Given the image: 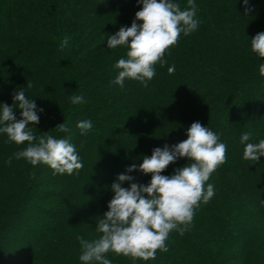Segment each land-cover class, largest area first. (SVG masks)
<instances>
[{
  "label": "trees",
  "instance_id": "obj_1",
  "mask_svg": "<svg viewBox=\"0 0 264 264\" xmlns=\"http://www.w3.org/2000/svg\"><path fill=\"white\" fill-rule=\"evenodd\" d=\"M173 2L188 8V0ZM194 3L198 28L181 33L148 86L126 78L120 87L110 82L128 49H109L107 40L131 26L142 8L137 0H0V115L7 104L21 118L13 97L23 90L43 109L39 123L28 127L36 136L70 138L83 164L71 175L54 174L48 165L15 159L28 142L17 145L0 133V264H84L77 237L102 235L97 223L109 210L118 175L147 185L151 174L127 168L138 169L154 148L186 140L193 122L227 146L226 162L205 184L214 185V196L200 202L183 235L169 233L168 251L158 250L154 260L111 251L105 258L112 264H264V156L243 159L240 142L249 131L248 143L264 139V58L251 49V39L264 32V0ZM65 36L69 46L60 51ZM73 95L85 102L72 104ZM81 120L92 122L84 135ZM64 122L68 132L56 127ZM192 162L178 158L161 174Z\"/></svg>",
  "mask_w": 264,
  "mask_h": 264
},
{
  "label": "clouds",
  "instance_id": "obj_2",
  "mask_svg": "<svg viewBox=\"0 0 264 264\" xmlns=\"http://www.w3.org/2000/svg\"><path fill=\"white\" fill-rule=\"evenodd\" d=\"M142 4L136 12L130 27H121L107 40V47L115 49L127 46V58L119 59L114 67L119 71L114 83L124 86L125 79L140 81L145 87L156 72L155 65L166 63L164 55L180 39L181 33L189 35L198 28L197 6L194 0H188V8L181 10L173 0H137ZM247 6L249 0H243ZM249 8H245L247 15ZM142 21L137 24L136 21ZM69 46V37L60 42L59 50ZM251 49L264 58V32L257 33L251 39ZM174 73V67L168 69ZM259 73L264 77V63L259 65ZM27 87H33L28 82ZM14 102L21 110L18 120L13 107L3 105L0 115V133L7 135L8 142L17 145L28 142L27 147L13 154L15 159H25L31 165L45 164L54 170V174H73L83 168L77 149L69 139H57L52 135L36 136L30 124H38L40 117L33 99L26 98L23 90L16 91ZM72 104L84 103L82 95L70 97ZM60 132H68L67 123L57 125ZM81 135L92 128L91 120L77 123ZM252 133L245 132L240 137L244 144L243 159L258 162L264 156V139L258 143H248ZM227 146L220 137L200 122H193L187 129V139L175 145L157 147L150 157L145 156L139 165L133 164L127 172L139 170L151 174L147 185L132 182L134 177L120 174L111 187L115 195L108 204V211L97 223L96 230L101 233L92 241L77 237L81 245L79 260L84 264L97 261L99 264H112L105 258L109 251L116 255L132 259L154 260L157 251L167 252L166 240L173 230L183 235L191 224L195 209L200 202L207 204L214 196V185L208 183L211 174L226 162ZM194 161L175 170L171 176L161 173L178 158ZM13 157L5 163L11 164ZM130 187L124 188V182Z\"/></svg>",
  "mask_w": 264,
  "mask_h": 264
}]
</instances>
